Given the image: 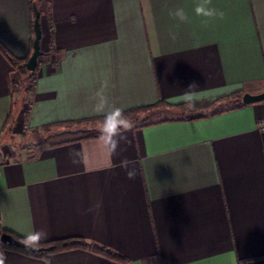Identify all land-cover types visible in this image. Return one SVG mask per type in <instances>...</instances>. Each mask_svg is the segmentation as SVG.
Instances as JSON below:
<instances>
[{"label":"crops","instance_id":"1","mask_svg":"<svg viewBox=\"0 0 264 264\" xmlns=\"http://www.w3.org/2000/svg\"><path fill=\"white\" fill-rule=\"evenodd\" d=\"M31 1L0 0V45L19 59L31 54ZM35 1L40 50L53 53L37 62L28 104L10 93L0 52V141L13 101L12 133L37 138L34 155L0 163V234L43 229L41 244L82 238L127 259L71 249L52 264H264V101L190 121L164 109L167 121L124 133L116 156L100 124L74 123L102 117L94 97L105 81L124 111L163 101L208 113L264 92V0H211L224 13L212 19L197 0ZM4 250L6 264L45 261Z\"/></svg>","mask_w":264,"mask_h":264},{"label":"trees","instance_id":"2","mask_svg":"<svg viewBox=\"0 0 264 264\" xmlns=\"http://www.w3.org/2000/svg\"><path fill=\"white\" fill-rule=\"evenodd\" d=\"M35 2H37V1L32 0L29 3L32 20L34 18L33 5L36 4ZM31 31L33 34L34 32L32 29V24H31ZM32 40L33 39H31V44H30V50L31 51H32ZM0 52L7 59V61L9 62V65H10V71L8 73V83H9L10 93L13 94V93H24V92H26L23 80L27 79V78L29 79V81L32 82L31 87L33 88L34 81L36 78L37 66H36L34 71H32V72L27 71L23 65L24 62L27 60V58H24V59L16 58V57L12 56L9 52H7L1 45H0ZM51 53H53V52L49 51L43 55H50ZM244 105L245 104L242 103L240 95H231V96L224 97L221 100H219L212 107L211 111L208 113H193L186 105L170 106V105L164 103L163 101H158L157 103H155L153 105L129 109V110L124 111V112L130 119H132L136 122L140 119L147 120V119H150L154 116L160 115V114H162V111L164 109H169L171 112L177 111V112H179V115L182 117L184 114L183 112L187 111L188 113L191 112V114L188 116H185L183 118V120H189L190 121V120H198L201 118H205L207 116H212V115H216V114L223 113L226 111L238 109V108L243 107ZM17 114H18V109L16 108V102L13 101L11 104L10 113H9V115L5 121V124L2 128V130H1V139L4 138L5 135H12V130H13V127L15 124ZM167 120L168 119L163 118V119H160L157 121H149V122H146L144 124H139L138 126H140V127L149 126V125H153L156 123L165 122ZM101 122H102V117H93V118L78 120V121H75L74 123L77 125H80L83 123H92V124H100L101 125ZM44 128H46V127H44ZM96 133H98V132L97 131L93 132L90 135H96ZM2 233L9 234L18 240H21V241L23 240L22 238L14 235L10 232H7V231H2ZM1 247H3L4 249H11V250H15V251L24 253L26 255L35 256V257H39V258H45V259L47 257H49L51 254H55L58 252L67 251V250H71V249H91L95 254L103 256L107 259H110V260H113V261H116L119 263L127 262L126 258L118 255L117 253H115V252H113L107 248L95 245L93 243H88L87 241H85L82 238H67V239L55 240V241L43 243L40 245V248H42V251L38 252V253H31L28 251H24L22 249L8 247V246H5L3 244H1Z\"/></svg>","mask_w":264,"mask_h":264},{"label":"clouds","instance_id":"3","mask_svg":"<svg viewBox=\"0 0 264 264\" xmlns=\"http://www.w3.org/2000/svg\"><path fill=\"white\" fill-rule=\"evenodd\" d=\"M211 0H197L195 12L199 16H203L208 19L220 17L222 18L224 13L222 10L211 7ZM171 15L181 23H186L189 17L183 8H177ZM207 22V20L205 21ZM170 37L175 39L174 33H170ZM108 87V82L105 81L101 88L95 93L94 110L102 115L101 127L99 133L105 144L109 147L110 156H116L121 139H124V133L132 130L135 127V121L130 119L124 112L122 107L117 106L108 95L105 90ZM75 155V154H73ZM73 162H78L75 158ZM119 167L125 170L128 179H134L136 170L134 163L127 159L120 161ZM48 233L41 230H33L27 233L22 243L26 248L37 251L40 248L41 242L46 240ZM7 254L3 247H0V264H6ZM44 264H52V258L45 259Z\"/></svg>","mask_w":264,"mask_h":264},{"label":"rangeland","instance_id":"4","mask_svg":"<svg viewBox=\"0 0 264 264\" xmlns=\"http://www.w3.org/2000/svg\"><path fill=\"white\" fill-rule=\"evenodd\" d=\"M24 80H23V82H24ZM31 85H32L31 81L29 83H26V85L24 83L26 92L20 93L21 95L26 96V97L25 96L23 97L24 102L26 104H28V100H27L28 95H26V93L28 90H31V88H32ZM16 108L17 109L20 108V102L19 101L16 103ZM166 117H171V115L162 112V114L154 116V117L147 119V120L140 119V120L136 121L135 124H144V123L149 122V121H157V120H160V119H163ZM81 132H77V133H75V135L76 134L78 135ZM87 132H89V133L96 132V129L92 128L90 131H87ZM82 133H84V132H82ZM23 134H25V132L22 130V127H19L18 131H16V133H12V135H5V137L1 139V141H0V162L3 160V158L7 159V158H11V156H14V158H17V157H19L21 155H25V154L34 155V153H35L34 150H36L35 142H36L37 138L35 139V136H30V135L27 136L26 134L25 135H23ZM71 136H74V135H71ZM45 140L49 141L51 139L46 138Z\"/></svg>","mask_w":264,"mask_h":264},{"label":"water","instance_id":"5","mask_svg":"<svg viewBox=\"0 0 264 264\" xmlns=\"http://www.w3.org/2000/svg\"><path fill=\"white\" fill-rule=\"evenodd\" d=\"M33 12H34V18H33L32 26L34 33L32 40V51L29 57L27 58V60L23 64L25 69L30 72L35 70L39 58L43 55V52L40 50V39H41V28L39 24L40 14L35 4L33 5ZM241 101L245 105L264 101V92L258 94L244 93L241 97ZM0 242L5 246L22 249L24 251H28L31 253H38L42 251V248H39V250L37 251H32L26 248L21 240H18L6 233L0 234Z\"/></svg>","mask_w":264,"mask_h":264},{"label":"built area","instance_id":"6","mask_svg":"<svg viewBox=\"0 0 264 264\" xmlns=\"http://www.w3.org/2000/svg\"><path fill=\"white\" fill-rule=\"evenodd\" d=\"M259 127H260L261 129H264V120L260 121V123H259ZM0 163H1V162H0Z\"/></svg>","mask_w":264,"mask_h":264}]
</instances>
